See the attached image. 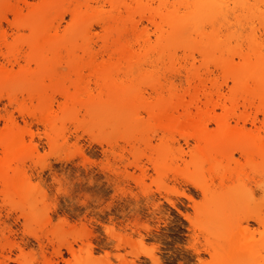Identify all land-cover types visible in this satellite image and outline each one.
I'll list each match as a JSON object with an SVG mask.
<instances>
[{"label": "bare ground", "instance_id": "bare-ground-1", "mask_svg": "<svg viewBox=\"0 0 264 264\" xmlns=\"http://www.w3.org/2000/svg\"><path fill=\"white\" fill-rule=\"evenodd\" d=\"M35 1L0 0V89L34 86L45 78L51 82L61 68L69 74L159 69V79L150 88L154 103L143 104L144 91L133 81L113 82L105 86L107 99L89 111L115 128L124 118L136 127L140 112H145L159 125L161 139L177 144L170 133L186 132L179 139L187 147L194 143L198 162V179L186 182L202 200L198 263L264 264L257 248L258 243L264 247V208L257 207L264 196V123L252 131L244 123L230 126L216 117L217 110L234 114L239 109L264 116V57L239 54L244 65L237 66L214 35L216 29L243 27L247 18L237 16L231 25L223 0ZM232 1L240 16L264 21V10H255L247 0ZM4 24L10 25V33ZM226 80L232 83L230 89ZM78 107H83L79 100L70 101L71 110ZM5 123L7 130L17 127L12 118ZM39 123L51 125L44 119ZM23 151L22 138L13 137L3 146L4 199L29 186L10 165ZM156 158L166 161L164 153ZM214 179L218 186L230 187L217 193ZM201 255L209 261L202 262Z\"/></svg>", "mask_w": 264, "mask_h": 264}, {"label": "rangeland", "instance_id": "rangeland-1", "mask_svg": "<svg viewBox=\"0 0 264 264\" xmlns=\"http://www.w3.org/2000/svg\"><path fill=\"white\" fill-rule=\"evenodd\" d=\"M247 1L255 10H264V0ZM223 2L231 25L237 16L247 18L243 27L214 31L226 57L237 66L244 65L239 54L264 57V21L248 20L232 0ZM4 27L10 33V25ZM160 74L157 68L78 74L61 68L51 82L45 78L34 86L0 89V159L3 146L13 137L22 138L23 154L10 165L29 182L4 199L0 180V264H199L195 249L202 200L186 182L198 179L194 143L187 147L179 139L184 131L170 133L179 145L162 140L159 125L145 112H140L136 127L124 118L115 128L89 111L107 99L105 86L113 82L133 81L144 91L143 104L154 103L150 88ZM226 84L232 87L229 80ZM75 99L83 107L71 110ZM216 117L230 126L244 123L252 131L264 123V116L254 110H217ZM9 118L17 122L12 131L5 126ZM43 119L51 125L39 123ZM159 153L166 155L164 164L157 161ZM218 183L214 179L217 193L230 187ZM257 207L264 208V196ZM257 248L264 256V247L258 243ZM200 260L207 263L209 257L201 255Z\"/></svg>", "mask_w": 264, "mask_h": 264}]
</instances>
